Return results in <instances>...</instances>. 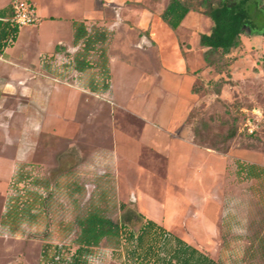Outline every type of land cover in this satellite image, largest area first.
Wrapping results in <instances>:
<instances>
[{
	"label": "rangeland",
	"instance_id": "374dc122",
	"mask_svg": "<svg viewBox=\"0 0 264 264\" xmlns=\"http://www.w3.org/2000/svg\"><path fill=\"white\" fill-rule=\"evenodd\" d=\"M142 5L157 14L156 0ZM119 9L113 6L114 23L99 26L111 35L98 48L112 56V75L99 71L100 49L87 56L92 65L84 72L67 63L69 56L51 57L53 85L43 104L31 106L32 130L27 135L22 129L25 113L6 115L10 129L0 130V264H40L46 245L50 254L61 245L57 264H68L77 220L92 209L116 222H134L145 213L221 264H264V33L245 27L240 46L213 57L209 66L199 42L211 30L209 17L192 13L184 27L191 32L156 27L158 41L146 24L141 29L137 8L121 9L117 24ZM263 23V16L254 17L256 26ZM120 25L127 35L120 32L112 42ZM169 34L173 47L165 49L161 41ZM58 39H70L67 24L40 32L37 22L21 27L12 53L33 63ZM76 50L81 47L70 48V55ZM170 59L184 67H168ZM33 96L40 102L39 90ZM247 118L256 125L253 133L245 128ZM189 135L197 147L185 141ZM210 146L223 151L206 154ZM240 162L263 170L249 177ZM11 197L20 216L3 226ZM111 250L103 241L88 264H122Z\"/></svg>",
	"mask_w": 264,
	"mask_h": 264
},
{
	"label": "trees",
	"instance_id": "16d2710c",
	"mask_svg": "<svg viewBox=\"0 0 264 264\" xmlns=\"http://www.w3.org/2000/svg\"><path fill=\"white\" fill-rule=\"evenodd\" d=\"M190 11H197L212 20L209 33L200 35V45L205 47L202 53L207 65H214L213 57H226L233 49L241 44V34L244 28L248 27L254 34L264 33V23L260 26L254 24V17H264V0H167L165 6L158 14V17L166 25L175 31ZM11 5L0 8V52L7 46L12 45L17 38L19 28L10 21ZM105 36L101 32L90 37L83 25L75 28V42L83 40L82 52L94 48V44L104 41ZM59 45L56 46V50ZM74 65L78 71H84L89 67L85 56H75ZM104 77H108V71L104 65L101 66ZM229 73V72H228ZM227 77L223 80L226 82ZM108 83H102V88L108 89ZM234 134L233 128L228 137ZM198 138L194 130L195 141ZM199 146H204L201 143ZM216 151H223L222 148L210 146ZM238 168L249 174V177H256L262 167L254 163H239ZM44 198V197H43ZM41 203L44 199L40 198ZM18 202L11 197L6 212L4 213L7 222H13L19 216ZM124 208V204L121 205ZM32 216V214H31ZM138 228L133 229L131 223L137 221L116 222L98 209H92L77 220L79 233L75 238L76 247L65 258L68 264H88L87 257L92 249L98 247L103 241H109L112 245L111 257L120 260L122 264H221L209 253L189 243L182 237L166 229L163 225L153 219L138 213ZM52 254L50 247L42 249L40 264H57L63 259L61 245L54 246Z\"/></svg>",
	"mask_w": 264,
	"mask_h": 264
},
{
	"label": "crops",
	"instance_id": "0c3cea01",
	"mask_svg": "<svg viewBox=\"0 0 264 264\" xmlns=\"http://www.w3.org/2000/svg\"><path fill=\"white\" fill-rule=\"evenodd\" d=\"M10 0H4L0 3V8H3L8 5ZM34 3L36 7L37 14L39 16L38 21V30L42 32L47 25H56L60 23L67 24L70 28V39L68 41H65L63 39H58L56 43L53 44L51 49L46 53V55H38V58L33 63H28L22 61V58L24 59V55L21 54H13L12 47L15 45V42L17 41L19 34L21 32V28H19V32L16 38V41L3 49L2 52H0V130H6L9 131V119L6 115H11L16 113L17 111H20V113H25V121L22 124L23 131L28 135V132L32 129V118L31 116H28V113L31 111L32 104H43L44 100L48 98L49 95V89H51L53 82L50 81V78L52 77L50 70L53 68L52 62L47 61L46 59H49L51 57L55 58H61L65 56L70 57V61L67 63H71L75 71L77 72H84L88 68L91 67L92 62L88 60L87 56L89 57L90 53L93 51H96L97 49H100V55H101V62L99 64V71L102 74L103 71L101 70V66L104 65L108 71V75H112V63L109 66V61L112 59L110 56L107 55V49L102 50L99 44L105 45L107 41L110 40V32L107 30L100 28V25L104 24L105 20H109L108 24H111L114 19V10L113 6H117L119 11H117L118 15V21L117 24H121L123 22L122 14L120 13L121 9H125L127 7H133L137 8L139 11V14L136 15V19L141 24V29L144 28V24H146L150 28V36L152 38H157L158 36L156 34V27H166V23H164L159 17L158 14L165 6L166 2H162V0H156L157 4H159L157 14L155 15L152 11L149 9H144L142 7V3L144 0H30ZM142 8V9H141ZM195 11H190L186 17L181 22L180 26L175 30L176 32L181 31V29L190 31L189 28H185L186 21L190 17L192 13ZM163 22V23H162ZM83 25L86 29L87 33L90 35V37H93L99 33H103L105 36L104 41H99L98 43H95L93 46L94 48H89L87 53L82 52L83 47V40H79L75 42L74 40V32L77 25ZM88 25H93L92 28H90ZM185 25V26H184ZM169 28V27H168ZM170 29V28H169ZM186 31V33H187ZM121 34L126 33V29L120 25L117 31L114 33L113 40L120 36ZM173 31L171 30V33ZM168 33L170 31L168 30ZM187 35V34H186ZM170 36V34H169ZM158 41H160L158 39ZM162 47L166 49V45H168L169 48H172V37L170 36V40L167 42H162ZM28 45V44H26ZM58 46L57 50L55 49L56 46ZM73 47H81V50H76L73 54L70 55L69 51L70 48ZM112 47V43L110 44V50ZM191 49V48H190ZM189 49V50H190ZM170 50V49H169ZM202 50H205V47H202ZM163 48H160L159 54L162 57L161 61L163 64L166 63V61L163 60ZM75 56H85L86 60L89 63V67L85 69L84 71H78L75 68L74 65V58ZM170 61V62H169ZM168 61V67L170 68H182L184 67V62L179 64L178 62L174 61L173 59ZM174 61V63L172 62ZM104 74V73H103ZM102 74V75H103ZM104 76V75H103ZM113 78V77H112ZM111 78V79H112ZM103 81V77L101 78ZM103 83V82H102ZM104 83H108L104 80ZM109 86V84H108ZM96 88V80L91 81V90L95 91ZM109 88V87H108ZM36 90L40 91V102L36 101L34 99V92ZM108 90V89H106ZM8 106H7V104ZM180 138V137H179ZM190 139H186V142H189L194 147H197L196 144L192 142V135H189ZM19 147L21 145L19 144ZM18 147V148H19ZM113 147L116 149L117 146L114 144ZM22 148H19L21 151ZM18 150V149H17ZM206 154H214L216 157L219 154L218 151L208 149L204 151ZM16 161V160H14ZM12 168H15L16 164H10ZM2 167V164H0ZM22 165L19 166L21 168ZM18 176L20 178L21 173L20 170L17 169V167L14 170V176ZM4 214V211L2 215ZM145 215V213H144ZM146 216V215H145ZM4 217L5 214H4ZM3 217V218H4ZM5 221L1 220V224L3 226H6ZM158 222V221H157ZM161 224L160 222H158ZM163 225V224H161Z\"/></svg>",
	"mask_w": 264,
	"mask_h": 264
},
{
	"label": "built area",
	"instance_id": "2783aa9c",
	"mask_svg": "<svg viewBox=\"0 0 264 264\" xmlns=\"http://www.w3.org/2000/svg\"><path fill=\"white\" fill-rule=\"evenodd\" d=\"M10 21L20 28L35 25L39 21V16L34 3L30 0H14L11 4ZM260 116L262 115L260 114ZM244 125L249 133H253L256 129L255 123H253L250 118L246 119Z\"/></svg>",
	"mask_w": 264,
	"mask_h": 264
}]
</instances>
